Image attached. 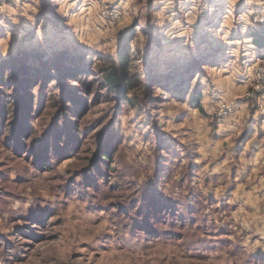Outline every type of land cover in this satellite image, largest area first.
I'll return each mask as SVG.
<instances>
[{
    "label": "rangeland",
    "instance_id": "374dc122",
    "mask_svg": "<svg viewBox=\"0 0 264 264\" xmlns=\"http://www.w3.org/2000/svg\"><path fill=\"white\" fill-rule=\"evenodd\" d=\"M253 15L264 0H0V264H264L227 221L264 161L245 173L215 114L264 65Z\"/></svg>",
    "mask_w": 264,
    "mask_h": 264
},
{
    "label": "crops",
    "instance_id": "0c3cea01",
    "mask_svg": "<svg viewBox=\"0 0 264 264\" xmlns=\"http://www.w3.org/2000/svg\"><path fill=\"white\" fill-rule=\"evenodd\" d=\"M254 85L255 83L251 82L245 86L244 92L240 97L245 101L244 103L238 104L230 98L231 101H234L236 103V111L234 117L232 119L230 118L229 120L228 125L231 131L228 134L229 136L227 137L228 140L234 137L237 139H241V141L232 142V144H234L233 148L235 158L241 163V165L242 158L244 156L247 158L249 157V162L244 166L245 168H247L245 170V173H248V170H255L256 166H262L264 161V116L259 112L256 113L254 110H250L248 103V93L254 90ZM263 94L264 93H259L257 94V96L259 98L264 97ZM229 96L232 97L231 94H229ZM236 98H239V96H237ZM243 104H245V106ZM224 130H226V127H220V129L218 130V134L220 133V131ZM246 133L247 135L244 137V140H242L243 135H245ZM248 138H250V142H252V144L255 142V140L257 141V143L260 142L262 144L260 147H257L256 152L252 151V149H248L250 144H247L245 141L248 140ZM255 146L256 144L252 147ZM244 167H241V169ZM262 171H264V167H262ZM250 176L254 177V181H257L258 174L253 172L250 174ZM263 187L264 185L260 189H258V186H256L255 190L245 192L243 195H241L240 198L235 199L237 201L231 202L230 200H227V204H231L232 206V208L230 209V214L227 217V221L231 223V225H235L236 228L245 231V237L247 236L248 239L254 236H257L259 240L264 239L261 238L264 237V231H259L256 233L257 224H261L264 226ZM248 210L253 211V215H251Z\"/></svg>",
    "mask_w": 264,
    "mask_h": 264
},
{
    "label": "built area",
    "instance_id": "2783aa9c",
    "mask_svg": "<svg viewBox=\"0 0 264 264\" xmlns=\"http://www.w3.org/2000/svg\"><path fill=\"white\" fill-rule=\"evenodd\" d=\"M239 19L243 21L242 25H246L248 28L256 29L259 32L264 33V15H253L248 17V19L240 17ZM253 83H255L254 90L248 93V98L256 100L252 103L251 108H253L255 112H259L264 116V97L259 98L257 96L259 93H264V65L261 63H257L254 66ZM235 111L236 104L234 102L229 101L226 98H219L216 105V115L222 119H226L235 113Z\"/></svg>",
    "mask_w": 264,
    "mask_h": 264
},
{
    "label": "trees",
    "instance_id": "16d2710c",
    "mask_svg": "<svg viewBox=\"0 0 264 264\" xmlns=\"http://www.w3.org/2000/svg\"><path fill=\"white\" fill-rule=\"evenodd\" d=\"M255 44L259 47H261L262 49H264V33H259V35L256 36L255 38ZM126 55L125 54H121L119 55V57L117 59H113V65L115 66H119L121 67V71H117L115 76L111 79H119V81H123L124 78H125V74H126V71H124V65H125V60H124V57ZM5 72L7 71H1L0 70V83L5 79ZM115 82V81H114ZM2 85V83L0 84V86ZM111 86H113L114 89H117L119 88V86H121V84L118 82V83H114L112 84ZM195 102H197V98H194L193 99ZM200 110L202 111L203 110V107L199 104L198 105ZM232 119V116H229L227 117L226 119H223L220 124H218V129H217V132L218 130L220 129V127L223 125V123H227V119ZM216 128V127H215ZM105 154V151H103V155ZM192 160H189V164L192 165ZM195 166H197V169L199 170V166L195 163Z\"/></svg>",
    "mask_w": 264,
    "mask_h": 264
}]
</instances>
